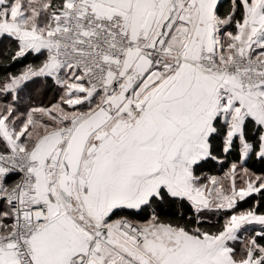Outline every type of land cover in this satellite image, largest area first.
Instances as JSON below:
<instances>
[{
    "label": "snow or ice",
    "instance_id": "snow-or-ice-1",
    "mask_svg": "<svg viewBox=\"0 0 264 264\" xmlns=\"http://www.w3.org/2000/svg\"><path fill=\"white\" fill-rule=\"evenodd\" d=\"M0 264H264V0H0Z\"/></svg>",
    "mask_w": 264,
    "mask_h": 264
}]
</instances>
